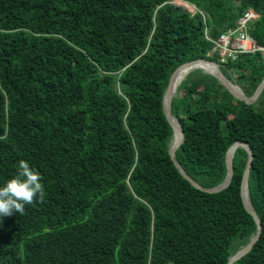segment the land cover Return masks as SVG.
<instances>
[{"label": "trees", "instance_id": "obj_1", "mask_svg": "<svg viewBox=\"0 0 264 264\" xmlns=\"http://www.w3.org/2000/svg\"><path fill=\"white\" fill-rule=\"evenodd\" d=\"M184 1L196 13L172 0H0V186L24 160L45 187L42 202L0 217V264H228L257 232L242 196L246 147L225 188L195 187L171 157L164 94L179 65L218 57L206 33L216 39L248 8L264 45V0ZM221 68L251 95L264 53ZM172 113L185 135L176 159L205 187L226 178L234 142L250 145L262 230L233 264H264V89L247 103L196 68Z\"/></svg>", "mask_w": 264, "mask_h": 264}, {"label": "water", "instance_id": "obj_2", "mask_svg": "<svg viewBox=\"0 0 264 264\" xmlns=\"http://www.w3.org/2000/svg\"><path fill=\"white\" fill-rule=\"evenodd\" d=\"M254 25H252L253 27ZM201 62H210L213 63L216 67L215 71L211 72L209 71L211 74L215 75L217 78H219V80L230 90L231 93H233L235 95L236 98L240 99V100H244L247 103H252L254 102L259 95L261 94V92L264 89V78L261 81V83L258 85V87L256 88V90L254 91L253 94L251 95H247L243 90H241V88L239 87V90H235L233 89L232 85H235V83H233L223 72V70L220 68L219 64L217 61L215 60H210L207 58H198V59H192L189 61H186L184 63H182L181 65H179L172 73L168 86L166 88L165 94H164V110L165 113L169 119V121L171 122L173 129H174V134H173V139H172V143L170 146V154L171 157L173 158V161L175 162L176 166L179 168L180 172L187 178L190 180V182L198 188L204 189V190H208V191H217L220 189L225 188L230 181L232 180L233 174H234V153L236 150V148L238 146H244L246 147V149L249 152V158L248 161L246 163V167L244 169L243 172V176H242V184H241V188H242V196L244 199V203L246 208L248 209L249 212H251L253 214V216L255 217L256 221H257V225H258V230L257 232L251 237L250 241L245 244L243 247L239 248L232 256H230L228 264H233V262L238 259L239 257H241L242 255H244L246 252H248L249 250L252 249V247L254 246L255 242L258 240V238L261 235V230H262V223H261V218L258 215L255 207L252 204V201L250 199V195L248 196L245 192L247 190L248 194H249V176H250V170H251V165H252V159L254 157L253 151L250 147V145L245 142V141H236L234 142L228 149L227 154H226V162H227V166H228V173L226 178L224 179V181H222L219 185L214 186V187H205L203 186L201 183H199L197 180H195L191 175L188 174V172H186V170L182 167V165L178 162V160L176 159V149L178 148V146L182 143V141L184 140V130L182 128V126L180 125V129H178V126L176 125V120L177 118L173 115L172 113V100L174 97V87H173V77L175 75L176 72L180 71V70H186V71H190L194 68L197 67H201L198 66L199 63ZM203 68V67H202ZM178 130H180L181 132V139L180 140H176V135Z\"/></svg>", "mask_w": 264, "mask_h": 264}, {"label": "clouds", "instance_id": "obj_3", "mask_svg": "<svg viewBox=\"0 0 264 264\" xmlns=\"http://www.w3.org/2000/svg\"><path fill=\"white\" fill-rule=\"evenodd\" d=\"M253 23L251 24V26L254 25ZM207 34L208 33H206V37H207ZM248 53H252V52H248ZM200 58H205V57H200ZM210 60H214V59H210ZM215 61L218 62L221 68V65L223 62H221L219 58L218 60H215ZM197 68H200L202 70H205V72L210 73L205 68H202V67H197ZM225 75L233 83L238 85V83L232 80L230 76H228L227 74ZM239 87L241 88V90L244 91L242 86H239ZM18 167H19V171L17 175L14 178L9 179L4 184V186H0V217L12 216L14 213L23 214L25 211L26 205H31L37 201L42 202L44 199L45 187L42 183V176L39 173V171L35 168H32L30 164L24 160L19 161Z\"/></svg>", "mask_w": 264, "mask_h": 264}, {"label": "built area", "instance_id": "obj_4", "mask_svg": "<svg viewBox=\"0 0 264 264\" xmlns=\"http://www.w3.org/2000/svg\"><path fill=\"white\" fill-rule=\"evenodd\" d=\"M260 13L249 8L237 20L234 26L227 28L216 39L208 34L207 38L213 41L212 52H216L221 62L225 63L229 57H236L241 53L257 52L264 53V45L259 44L251 36L249 28L251 24L259 19Z\"/></svg>", "mask_w": 264, "mask_h": 264}, {"label": "bare ground", "instance_id": "obj_5", "mask_svg": "<svg viewBox=\"0 0 264 264\" xmlns=\"http://www.w3.org/2000/svg\"><path fill=\"white\" fill-rule=\"evenodd\" d=\"M198 66H201V67H206L205 69L207 70V71H211V72H213V71H215V69H216V67H215V65L213 64V63H210V62H201V63H199L198 64ZM189 71H186V70H182L180 73H179V75L174 79V77H173V87H174V90H175V92L177 91V88H178V86H179V84L181 83V81L185 78V76H186V74L188 73ZM177 73V72H176ZM176 73H175V75H176ZM174 75V76H175ZM232 87H233V89H235V90H239V86L238 85H232ZM176 125L178 126V129H180V125H179V121L178 120H176ZM179 134H180V137H179ZM179 138V139H178ZM182 137H181V132H180V130H178V132H177V135H176V140H180ZM235 151V150H234ZM248 196H249V194H248V192H247V190H246V192H245Z\"/></svg>", "mask_w": 264, "mask_h": 264}, {"label": "rangeland", "instance_id": "obj_6", "mask_svg": "<svg viewBox=\"0 0 264 264\" xmlns=\"http://www.w3.org/2000/svg\"><path fill=\"white\" fill-rule=\"evenodd\" d=\"M172 2H174V3H176V4H178V5H182L183 7H185V8H187L191 13H196V11H197V8H196V6L195 5H193L192 3H189V2H187V1H184V0H172ZM207 56H209V54L207 55ZM218 56V55H217ZM208 58H210V59H214V60H218V57H208ZM205 71V70H204ZM232 76L233 77H237V75L235 74V73H233L232 72ZM233 80V79H232ZM240 80V79H239ZM235 81V80H234ZM236 83H237V81H235ZM238 85L239 86H242V85H240L239 83H238Z\"/></svg>", "mask_w": 264, "mask_h": 264}, {"label": "crops", "instance_id": "obj_7", "mask_svg": "<svg viewBox=\"0 0 264 264\" xmlns=\"http://www.w3.org/2000/svg\"><path fill=\"white\" fill-rule=\"evenodd\" d=\"M194 5V4H193Z\"/></svg>", "mask_w": 264, "mask_h": 264}]
</instances>
